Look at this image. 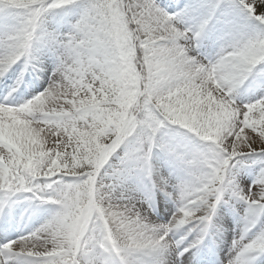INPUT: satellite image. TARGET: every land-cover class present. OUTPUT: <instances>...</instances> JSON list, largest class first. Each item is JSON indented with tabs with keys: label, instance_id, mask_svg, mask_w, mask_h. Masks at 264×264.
Segmentation results:
<instances>
[{
	"label": "rangeland",
	"instance_id": "rangeland-1",
	"mask_svg": "<svg viewBox=\"0 0 264 264\" xmlns=\"http://www.w3.org/2000/svg\"><path fill=\"white\" fill-rule=\"evenodd\" d=\"M170 2L175 8L171 5L166 8L161 0H0V27L20 26V30H27L25 36L30 34L28 29L36 27L37 53H42L43 47L49 53L58 50L75 68H82L81 76L68 79L63 85L81 88L78 83L83 81L85 89L79 90L74 99L91 101L96 106L95 110L91 106L87 116L70 121L55 115L53 122L64 129L61 130L64 139L51 143L53 151L46 160L42 155L31 170L20 171L21 178L9 177L6 182H0L2 199L14 190L18 200L21 197H27L31 203L37 198L44 200L58 214L62 207H73L77 215L71 218H76L72 222L77 229V238L74 237L72 246H68V255V247L60 240L55 246V239L29 236L19 243L17 240L6 241L5 245L17 244L7 252L0 250V264L9 261L11 264H66L68 261L72 264H115L116 252L114 256L109 254L104 258L107 251L94 246L100 243L103 247L107 243L106 239L102 240L101 222L107 209L101 212V208L110 204L105 201L104 191L118 180L123 170L141 162L142 158L137 157L144 155L151 145L156 146L162 156L166 155L173 165L177 156L182 166L192 163L194 167L189 171L183 166L188 177L195 178L198 173L202 175L201 181L206 177L214 179L208 185L200 184V189L195 188L200 178L191 180L189 183L195 191L205 190L212 194L224 177L228 179L223 187V211L232 215V209L237 210L236 215L242 210L252 214L249 218L261 215L262 220L250 233L257 242L253 247L248 245L253 241H244L240 236L234 245L237 241L235 233L227 238L231 240L232 252L242 251L243 259L250 261L254 255L256 261L252 264H264V196L259 195L264 194V58L259 56V49H264V0ZM209 26L214 28L212 35ZM223 26L231 30L226 31L229 38L237 39L232 50L257 61L251 72L253 87L245 93L234 84L229 89L217 87L222 105L207 111L199 110L194 103L199 101L204 85L162 83L160 69L174 65L182 53H192V39L196 42L205 40V44L216 51L218 41L225 35ZM208 37L213 39L208 41ZM139 50L142 62L136 69ZM234 75L240 79L242 74L234 72ZM53 88L57 90L58 85ZM42 93L40 90L36 96ZM46 99L45 95L40 96L25 110L26 114L34 116L39 113L36 123L46 117L43 112L47 110ZM86 107L90 108V105ZM135 107L138 115L132 118L131 110ZM8 109L12 110V107ZM227 127L235 131L229 134ZM242 130H248L247 134L252 137L244 138ZM181 142L187 146L193 144V152L173 150L179 149ZM239 151H244L243 155ZM0 154L3 155L0 167L17 161L12 151H1ZM11 165L16 171V165ZM45 169L49 170V176L41 181L31 180L36 174L45 173ZM10 174L14 175L12 171ZM239 177L245 180L244 188L236 182ZM238 196L243 204L238 203ZM126 202L135 205L130 199ZM182 204L180 202V206ZM122 205L125 211L119 208L118 212L124 214L118 218L123 221L134 209L131 205L127 209ZM195 209L191 210L195 215L202 216L200 212H207L204 208ZM57 213L55 222L59 217ZM89 219H92L89 231L80 241L79 235ZM65 229L58 235L62 241ZM118 231L121 233V227L117 229L114 225L111 228V243L115 242L119 250L124 251L123 256H132L139 243L118 244L115 241ZM72 235L68 234V238ZM165 242L169 246V242ZM79 243L80 249L76 251ZM74 253L75 259L71 260L70 255ZM137 258L135 256L133 260Z\"/></svg>",
	"mask_w": 264,
	"mask_h": 264
},
{
	"label": "bare ground",
	"instance_id": "bare-ground-1",
	"mask_svg": "<svg viewBox=\"0 0 264 264\" xmlns=\"http://www.w3.org/2000/svg\"><path fill=\"white\" fill-rule=\"evenodd\" d=\"M11 41V38L8 37H1L0 43L2 44V49L0 50V71L1 69L8 70L6 72V76L2 77L3 73L0 74V83L7 82L10 78L9 76L13 75L15 71L18 68H13L10 71L9 75V69L10 66L17 62L16 60H19V57L17 58L16 54L17 51L14 48V45L9 43ZM236 40L233 38H230L228 40V43L225 45L226 49H233L236 47ZM24 44L28 46L27 41H24ZM242 44V43H241ZM1 46V45H0ZM30 48V46H29ZM29 50V49H28ZM31 52V50H29ZM260 54L259 56L261 58L264 57V49H259ZM22 58L26 61L24 65L27 64V66H31L34 69V72L36 75L40 76L42 80H46L47 82L50 81H56L60 80L61 78L66 77L67 74L71 77L75 76H81L82 75V68H75L70 65V62H68L63 57H56V58H48L45 60V62L36 63L35 59H33V55L22 54L19 53ZM224 55V56H223ZM222 58H219L218 56L214 57H208L207 62L205 63L203 60H199L197 57H195L192 54H185L182 53L181 56L175 60L174 65L169 67L168 69H160L161 70V81L165 84L169 82L173 83H187L190 84H197L201 83L204 88L201 89V96H199V101L194 103V106L196 109L207 111V109L212 107H219L222 105L223 99L222 96H219L217 93V90L215 88L225 86L229 89V86H232L233 84L237 85L236 80L233 78V76H230L231 72H237L241 73L243 75V79H246L252 71V69L256 68L257 61L254 58L247 57L245 54L241 53L237 56H233L231 53H223ZM255 54L253 55V57ZM47 58V57H45ZM183 58V59H182ZM182 59V61H181ZM199 61V67L198 72L196 70L195 64ZM212 60V61H211ZM21 62V61H19ZM36 66V67H34ZM28 71V70H27ZM26 71V72H27ZM25 72V71H24ZM22 72L20 77L25 76V73ZM9 78V79H8ZM19 81V80H18ZM18 81L15 80V83H11L12 88H10V85L8 87V93L15 92L18 87ZM239 82V81H238ZM243 82L241 81L239 85H241ZM29 84V83H28ZM56 85V84H55ZM58 85V91L56 88H53L52 84L45 86L42 96L45 95V98H47L45 101H47V110L43 111L46 114V117L40 121L39 123H33L32 120H29L28 117H23L20 115L19 112L16 110H9L8 107H6L8 100H0L1 102V108L0 109V152L1 151H12L14 158L17 161L9 162L10 164H6L3 167H0V182H6V180L11 177L16 179H19L22 177V173L19 174L20 171H27L31 170L34 165L39 161L40 157L43 155V159H47L51 151H53L51 147V143L54 144L56 141H59L58 139H64V135H62L61 130L62 127H60V124H54L53 120L55 119V115H58L59 117H63L70 120H74L76 118L82 117V115L87 116L91 111V106L93 107V110L96 109V106L91 101H84L81 99L75 100L74 97L77 96L79 90L85 89L84 82L81 81L78 83V85L81 87H77L76 85H72L69 88H65L63 85V81L60 80ZM57 87V86H54ZM192 87V85H191ZM20 88H23V85L20 86ZM16 89V90H15ZM19 89V88H18ZM15 90V91H14ZM38 91V87L29 88L25 95L33 96ZM57 92L59 94L54 93ZM0 92L4 93L2 88L0 89ZM204 93H207V95L204 96ZM41 96V97H42ZM53 96V97H52ZM58 96V98H57ZM5 103V104H3ZM54 104V105H53ZM86 105H90V108H87ZM193 106V107H194ZM238 107H240L238 105ZM44 110V109H43ZM206 113V112H204ZM39 113L36 115L38 116ZM9 116H12L11 119H9ZM93 117V115H91ZM65 120H63L64 122ZM98 124L97 122H93ZM227 133L231 134L235 131L234 128L227 127ZM68 132V131H67ZM242 133H244V138L246 137H252V135H249L248 130H242ZM237 137V136H236ZM233 139V138H232ZM62 146V145H61ZM39 149H35V148ZM259 149V148H258ZM257 150V148H256ZM3 155L0 154V157ZM11 164H15L17 167V170L15 171ZM44 164V163H43ZM49 165V164H45ZM13 172L14 175L10 174V172ZM45 173L36 174L31 180L32 181H41L43 180V177L49 176V170L45 169ZM40 183V182H39ZM118 191L121 189H117ZM260 197H263V192L259 194ZM8 198H11L9 196ZM123 200H126V197L123 198ZM5 201H8L5 199ZM105 201H108L107 203L110 204L107 208L104 207V211L107 212V218L104 217V220L106 224H108L110 227L111 225H115V227L122 228V232L119 235V237L116 239L118 241V244H121L124 240L128 244H130L133 241L132 237H134V233L138 237H143L144 239V246L143 250H152L151 243H154L158 236L160 234V228L161 225L157 223L152 217L149 215H145V218H135V217H129L125 218L123 221L122 219H119L118 216V208L117 203L118 201L113 202L109 201L107 198H105ZM15 202V201H13ZM12 202V203H13ZM126 209L128 208V205L124 206ZM132 209V208H131ZM139 212H143L138 207ZM59 217L57 222L58 223H52L50 220H47L45 224L42 227V229L48 234L49 239L54 240L53 245H57V243L60 240V243L63 245L65 244L67 247H71L73 243L74 237L77 238L76 231L75 230V223L72 222L73 220H76V218H71V216H76L77 212L72 208L68 209L67 207H62V210L58 211ZM63 212V213H61ZM135 212V211H134ZM6 214H9V217L0 215V227H5V229L9 227L14 228H21L23 226L21 219L18 218L13 219V216L10 215L9 212H6ZM135 213H129V215H132ZM49 214H47V217ZM71 218V219H70ZM127 221V222H125ZM133 224L132 222H135ZM32 218L28 220V223H33ZM51 225H49V223ZM126 223H132L129 226H127ZM65 229V239L62 241V237H58L59 234L62 235L63 228ZM136 227H139L138 229ZM40 231V230H39ZM141 231V232H140ZM42 232V230H41ZM39 232V233H41ZM143 232V233H142ZM72 233L71 239L68 238V234ZM46 234V235H47ZM4 235V234H1ZM17 236L16 234H11L8 238L6 236H0V243L5 242L8 239H13ZM83 236V234H82ZM45 238V235H43L40 238ZM145 237H150L149 240ZM14 244H6L5 247L2 248V250L10 249L13 247ZM77 245V244H76ZM69 247L66 251V254L68 255ZM75 248H78L76 246ZM216 249H220L216 247ZM75 254L70 255V259H73ZM159 256V255H158ZM160 257V256H159ZM162 258V257H160ZM8 264H11V261H9ZM66 264H71L70 262H67ZM231 264H248L243 262L234 261Z\"/></svg>",
	"mask_w": 264,
	"mask_h": 264
}]
</instances>
